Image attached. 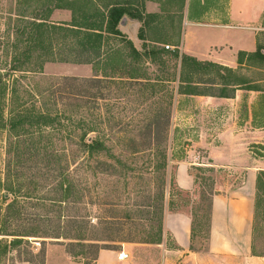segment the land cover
<instances>
[{
    "label": "trees",
    "instance_id": "1",
    "mask_svg": "<svg viewBox=\"0 0 264 264\" xmlns=\"http://www.w3.org/2000/svg\"><path fill=\"white\" fill-rule=\"evenodd\" d=\"M19 4L26 6L19 14L25 25L20 30V44L13 45V48L18 49V45L22 44L24 46L18 55L19 61L16 60L15 71L41 73L44 64L57 62L96 67L102 79L96 74L83 80L64 77L61 87L53 89L42 106L31 104L26 109H11L8 119L0 124V129L6 135L5 164L2 177L0 175V192L3 193V201H6L4 206L0 205V255H5L9 248L21 245L24 238L35 237L75 240L81 243V247H84V243H91L99 250L108 249L110 243L160 245L168 185L167 168L172 160L168 154V131L163 130V126L169 124V117L157 116L146 131L131 135L97 132L96 124L99 123L95 122L93 115V111L98 109L95 101H105L106 98L99 91L91 94V90L103 88L101 83L107 79H119L140 83L137 85L143 93L162 91L165 89L163 80H153L156 83H151L152 79L139 74L140 70L136 66L143 59L152 64L167 55L179 62L178 77L171 81L176 84V88L172 89L171 108L174 94L232 98L236 90H259L251 86L242 88L248 82L235 77L231 68L198 61L180 54L178 50L172 54L157 48L137 51L118 30L124 17L139 22L143 20V10L139 12L134 9V3L129 0H19ZM54 10L68 11L70 21H49ZM28 11L30 16L27 18ZM55 38L59 46L57 54L54 53ZM113 42L116 45L112 46ZM33 55L36 65L30 69ZM245 58L246 61L256 59L263 62L264 53L259 47L253 53L238 52L237 64H244ZM119 70L125 72V76L120 75ZM201 75H213L214 78L204 80L199 78ZM200 84L218 88L200 89ZM5 91V85L0 82L1 98ZM152 125L156 126L155 130L150 128ZM66 141L72 142L74 146L71 152L65 145L60 148L55 145L56 142L65 144ZM71 163L75 165L74 177L69 172ZM192 170L203 174H213L214 170L207 166H193L189 170L195 185L194 191L200 189V184L209 188L206 194L200 190V201L206 206L205 209L197 210L204 213L208 240L212 199L218 193L214 190L213 176H199L193 174ZM27 173L31 176L28 182ZM110 178L121 179L124 189L128 186L127 179L136 181L133 201L136 211L118 209L121 195L117 185H101ZM90 179L94 180L92 185ZM172 184L176 187L171 180ZM255 189L264 193V171L256 176ZM37 192L45 195L31 196ZM32 198L37 203L35 206L43 202L50 211L58 208L54 218H46L49 224L41 233L22 226L26 221V201ZM85 198H88L87 206L96 209L94 217L87 208H84L83 213L78 208L80 213L62 215L63 208L82 204ZM189 216L192 243L195 233L194 211L191 210ZM91 218L96 221L95 225L90 224ZM53 222L56 225L53 226ZM90 233L92 236H89ZM8 238L12 239L8 241ZM190 250L195 251L192 244ZM251 254L264 257L256 253L253 246Z\"/></svg>",
    "mask_w": 264,
    "mask_h": 264
},
{
    "label": "rangeland",
    "instance_id": "2",
    "mask_svg": "<svg viewBox=\"0 0 264 264\" xmlns=\"http://www.w3.org/2000/svg\"><path fill=\"white\" fill-rule=\"evenodd\" d=\"M129 1L134 3V9L139 12L143 10L141 13L143 20L140 22L139 33L141 34V39L146 42L143 43L144 48L163 49L171 54L177 50L174 46L179 47L181 41L180 29L187 0ZM23 8H26V6L20 5L19 0H0V82L6 88L3 98L0 95V124L8 119L11 109L12 111L16 107L26 109L31 104H34L36 107L42 106L43 102L49 99L50 92L53 89L59 88V86L61 87V79L64 77L83 80L89 79L96 74L98 78L102 79L100 77L101 73L99 70H96V67L57 62L44 64L41 73L15 71L14 67L17 66L19 61L18 55L23 51L24 46L22 44V46L18 45V49L13 48V45L20 44V30L25 25L23 23L24 19L19 16L23 12ZM223 11L226 14L229 11V7L225 5ZM29 14L30 11L26 13L27 18L30 16ZM49 21L55 23L69 22L70 13L66 10H54ZM258 23L256 28L257 47L261 48L264 53V10L261 11ZM120 28L121 26H118V30L124 32L123 35L127 39V32L129 30L125 29V27ZM57 42L58 40L55 38L53 40L55 54L59 50ZM111 44L114 46L116 42ZM166 46L168 49L165 48ZM55 58H58L57 55H55ZM17 59L18 61H16ZM31 60L30 69L36 65L34 55ZM244 60V64L241 66L236 65L231 67L233 75L243 78L248 82L242 88L251 86L258 89L259 93H245L242 99V101H246L249 97L254 96V116L252 117L251 126H248L247 130L241 128V132L238 133L239 135H234V140H231V137L224 140L225 147L231 150L230 153L233 154V157L241 159L240 163L236 164V161H234L228 167H220L209 162L210 152L217 154L214 152V149L216 145H221L217 139V131L218 129H222L223 125L226 127V124L227 127H235V124L237 128L244 127V121L247 120L246 116L243 122H240L235 118V114L229 111L228 115L225 114L224 123H221L222 112L219 110L220 107H215V105L214 107H210L209 105L189 100L181 103L179 105V113L174 115L173 107L171 108L169 104L171 102L172 89L176 88V84L171 83V81L178 77L177 73L179 71L177 69L179 68V62H176L171 56H162L161 60H156L152 64L150 61L143 59L136 66L140 70L139 74H145L143 76L152 79L151 83H156L153 80H163L165 89L162 91H157L154 94L150 91L143 93L139 91L140 86L137 85L140 83H133L127 80L121 81L119 79H113V81L107 79L108 81H102L101 83V87L103 88L91 90V94L99 91L106 98L105 101H95L98 109L93 111V115L96 118L94 119L95 122L99 123L96 124L97 132L111 134L120 132V134L131 135L146 131L149 128L148 125L154 122V118L157 116L169 117L168 126H163V130L168 131V154L172 157V161L169 162L167 168L168 185L165 194V209L170 212L179 211L186 212L187 214L191 210L192 212L194 211L195 233L191 244L192 248L199 252L207 250L208 247L204 213L197 211L198 208L205 209L206 204L200 201L199 196L200 190L206 194L209 188L200 184V189L196 188L192 194L187 195L179 192V188L174 181L178 163H203L207 167H213V174L206 172L203 174L196 170H192L191 172L199 176H213L215 192L225 195L239 190L246 177L244 169L247 166L243 165L250 163L245 146H239V144L249 140L247 138L253 137L254 139L251 140L261 144L248 146L250 148L249 155L255 157L257 161H264V61L261 62L256 59L246 61V58ZM120 73V75L125 76V72L120 71ZM199 78L207 80L208 78H214V76L201 75ZM198 88H215L216 90L218 87L214 86L211 88L209 84H200ZM150 128L155 130L156 126L152 125ZM68 129L72 130L71 127H68ZM248 131L251 133H247ZM5 137L4 130L0 129L1 177L5 164ZM233 144L237 147L235 151L230 149ZM55 145L57 148L65 145L70 152L74 148L70 141H66L65 144L56 142ZM253 165L252 167L256 170L263 168L258 163ZM256 170L252 172L257 176L259 172ZM69 172L73 177L75 176V165L73 163L70 164ZM26 177L28 182L31 177L30 173H27ZM144 178L146 179L147 177L144 176ZM171 180L176 187L173 184L171 185ZM93 181L90 179L91 185ZM127 182L128 186L126 189L123 187V181L117 178L106 179V182L101 183V185L110 186V183L116 184L121 195L120 207L118 209L136 211V207L133 206L136 181L127 179ZM2 194L0 192V205L4 206L6 201H3ZM44 195L45 193L37 192L31 196L43 197ZM92 195L94 197L95 194L92 193ZM87 202L88 198H85L82 204H71L67 208H63L62 215L72 216L80 208L82 209L81 213H83L84 208H87L91 216L94 217L97 214L96 209L93 206H87ZM36 204L33 198L26 201L24 216L26 221L22 223V226L35 229L38 233H41L48 227L47 224L49 223L46 218H54L57 215L55 212L58 211V208H53V211H50L43 202L35 206ZM124 204H127V206H124ZM15 224L16 226H21L19 225L20 223ZM90 224L95 225L96 221L91 218ZM52 225H56V222H53ZM252 233L254 251L264 255V193L261 190H256L255 194ZM89 236H92L91 233ZM11 239L8 238V241ZM84 244V247H81L79 246L81 243L75 240L42 239L38 237L24 238L21 245L9 248L5 255H0V264H174L173 261L175 260V255L168 252L174 249L173 242L169 238L164 247L110 243L108 244L110 245L108 249L99 250L97 246H91V243ZM1 248L2 246H0V254ZM69 252L79 254V256H72ZM99 252L102 253L101 257L98 256ZM120 253L128 255V259L117 261V256ZM95 258L96 260H94Z\"/></svg>",
    "mask_w": 264,
    "mask_h": 264
},
{
    "label": "crops",
    "instance_id": "3",
    "mask_svg": "<svg viewBox=\"0 0 264 264\" xmlns=\"http://www.w3.org/2000/svg\"><path fill=\"white\" fill-rule=\"evenodd\" d=\"M225 5L229 7L226 14L223 11ZM263 10V0H187L180 29L181 41L179 47H174L179 50L180 54L188 55L198 61H208L228 68L234 67L238 65V52L253 53L256 51V28ZM119 26L129 30L127 39L137 51H142L143 43L146 42L138 37L140 22L124 17ZM121 33L124 32L121 31ZM177 70L179 71V68ZM256 92L259 93V91L236 90L232 98L174 94L173 112L177 115L179 105L189 100L210 107L214 105L220 107L221 123H224L225 114L228 115L229 111L234 113L235 118L240 122H243L246 116L244 127L237 128L236 124L235 127H227L226 124V127L223 125L222 129L217 131V139L221 145H216L214 149L217 154L210 152L209 162L220 167H228L234 161L236 164L240 163L241 159L233 157L231 150L225 147L224 140L230 137L234 140V135H239L241 128L247 130L246 128L251 126L254 116V96L246 101L242 99L245 93L255 94ZM247 139L249 140L239 144V146H245L250 162L243 165L247 167L244 169L246 177L242 186L237 191L225 195L217 194L212 199L207 250L202 252L190 250L191 219L189 214L179 211L170 212L165 209L163 239L160 245L155 246L164 247L169 238L173 242L174 249L168 252L175 255L174 264H264V257L251 254L256 194V175L252 172L256 169L252 166L258 163L263 168L256 171H264V161H257L255 157L249 155L248 146L261 143L251 140L254 139L253 137ZM234 146L235 144L230 149L235 151L237 147ZM193 166L205 165L203 163H178L174 181L182 192H193L195 189L193 179L189 175L190 167ZM98 256L101 257L102 253L99 252Z\"/></svg>",
    "mask_w": 264,
    "mask_h": 264
},
{
    "label": "built area",
    "instance_id": "4",
    "mask_svg": "<svg viewBox=\"0 0 264 264\" xmlns=\"http://www.w3.org/2000/svg\"><path fill=\"white\" fill-rule=\"evenodd\" d=\"M165 48L168 49L167 46H166ZM126 259H128V255H126V254H124V253H120V254H118V256H117V260H118V261H124V260H126Z\"/></svg>",
    "mask_w": 264,
    "mask_h": 264
}]
</instances>
